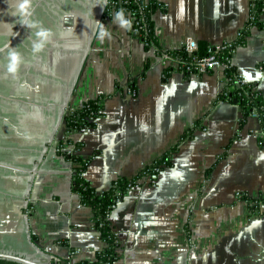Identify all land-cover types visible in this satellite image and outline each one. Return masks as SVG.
Masks as SVG:
<instances>
[{
  "label": "crops",
  "instance_id": "crops-1",
  "mask_svg": "<svg viewBox=\"0 0 264 264\" xmlns=\"http://www.w3.org/2000/svg\"><path fill=\"white\" fill-rule=\"evenodd\" d=\"M155 1L152 19L165 50L181 49L187 37L208 46L236 41L252 3ZM105 2L32 0V19L53 33L34 56L35 30L13 15L17 0H0V252L44 264L72 254L77 263L96 260L106 247L59 151L73 138L66 149L77 143L90 159L85 176L99 191L178 145L172 164L112 211L116 264H264V213L250 205L264 198L261 120L253 114L242 122L240 107L219 98L228 84L223 71L165 74L155 48L113 24ZM96 21L111 40L99 42ZM13 47L25 61L17 78L6 72ZM232 63L264 97V30L252 28ZM98 98L96 126L69 134L70 111Z\"/></svg>",
  "mask_w": 264,
  "mask_h": 264
},
{
  "label": "trees",
  "instance_id": "trees-1",
  "mask_svg": "<svg viewBox=\"0 0 264 264\" xmlns=\"http://www.w3.org/2000/svg\"><path fill=\"white\" fill-rule=\"evenodd\" d=\"M110 10L115 12L123 8L126 15L133 20V27L130 31L137 37L141 38L146 48L154 47L161 57H169L180 64L192 60V56L184 49L165 50L160 45L156 32L155 23L152 14L160 4L155 0H111ZM107 11V9H106ZM108 13V11H107ZM250 18L244 27L243 35L237 38L231 44V47L219 54V58L226 65L224 73L228 78V84L220 94L221 100H227L237 104L242 110V122L249 116L255 114L261 120L264 129V97L257 89L254 83L244 82L235 65L232 63V56L239 46H244L247 37L250 35L252 28L257 27L264 30V0H255L254 7L251 10ZM208 45L199 43V50L195 53L198 56L205 55L208 51ZM174 71L173 66L166 69L165 74ZM102 98L93 99L85 102L80 108L70 111L66 117L67 130L69 134L82 132L92 129L96 126L97 120L103 115ZM192 129L183 135V139L191 137ZM260 143L264 146V137L259 138ZM67 144H74L73 138L60 143V153L65 155L72 164V186L81 202L90 206L93 210V220L95 227L100 231L102 240L106 247L97 254L96 260L92 262L80 261L74 264H116L119 259L118 248L120 243L115 236L110 223V215L115 207L124 199L129 191V186L135 184L143 176L150 174L156 176L165 166L171 165V156L177 149L178 145L169 152L158 158L152 164L147 165L137 176L133 178L118 177L113 180L109 188L99 191L86 178L85 174L90 159H85L78 153V145L75 143L76 150L70 152L66 149ZM80 145V144H79ZM253 200V199H250ZM0 264H24L22 262L1 258Z\"/></svg>",
  "mask_w": 264,
  "mask_h": 264
},
{
  "label": "built area",
  "instance_id": "built-area-1",
  "mask_svg": "<svg viewBox=\"0 0 264 264\" xmlns=\"http://www.w3.org/2000/svg\"><path fill=\"white\" fill-rule=\"evenodd\" d=\"M254 1L252 0L251 3V10L254 7ZM107 11L109 16H113L115 11L113 9L110 10V5L113 4V1L107 0ZM252 18V14L250 11L249 19ZM248 19V20H249ZM244 27L239 31L238 37H241L243 35ZM233 42H224L216 46H209L208 51L205 55L198 56L195 54L199 50V42L192 38L187 37L183 42V47L188 53L189 56H192V60L187 62H184L183 64L178 63L177 61H174L173 59L169 57H162L163 62L165 63V67L168 68L170 65H168V62L171 60L174 63V71H182L187 74H203V73H210V72H217V71H223L225 70L226 65L224 62L219 58V54L228 48L231 47V44ZM225 75V73H224ZM226 77V75H225ZM228 79V78H227ZM88 130V129H87ZM85 130V131H87ZM83 131V133L85 132ZM259 136L262 138L264 137V129L260 132ZM70 152L73 150H76L75 146L68 149ZM148 180L152 182V178L150 174H147L146 176L142 177L141 179L137 180L135 184L130 185L128 188L133 189L135 187H138L143 183V180ZM243 194V193H242ZM241 192H238V197L243 196ZM250 205L253 207V211L257 214H263L264 213V198H257L250 200ZM113 230V229H112ZM115 236L118 238V233L113 230ZM51 264H74L73 262V255L67 254L64 255L61 259L52 262Z\"/></svg>",
  "mask_w": 264,
  "mask_h": 264
},
{
  "label": "clouds",
  "instance_id": "clouds-1",
  "mask_svg": "<svg viewBox=\"0 0 264 264\" xmlns=\"http://www.w3.org/2000/svg\"><path fill=\"white\" fill-rule=\"evenodd\" d=\"M100 6L106 7V2L104 5ZM13 15H18L20 17L21 26L35 30V39L31 42L33 55L35 56L43 52L46 45L51 42L53 33L50 29L45 28L40 21L32 19V0H17ZM96 22L99 29L97 33V39L99 42L103 43L105 39L111 40L112 36L108 28L102 22ZM112 23L126 31H131L133 27V20L129 15H126L123 8L114 13ZM3 51L4 49L0 48V52ZM24 62L23 55L17 51L15 47L11 48V50L7 52V74L11 75L13 78H17L21 65L24 64Z\"/></svg>",
  "mask_w": 264,
  "mask_h": 264
},
{
  "label": "water",
  "instance_id": "water-1",
  "mask_svg": "<svg viewBox=\"0 0 264 264\" xmlns=\"http://www.w3.org/2000/svg\"><path fill=\"white\" fill-rule=\"evenodd\" d=\"M0 257L1 258H7V259H12L16 260L19 262H22L24 264H44L39 261H36L32 258H27L18 254H13V253H7V252H0Z\"/></svg>",
  "mask_w": 264,
  "mask_h": 264
}]
</instances>
